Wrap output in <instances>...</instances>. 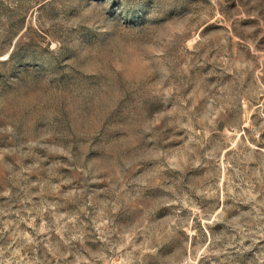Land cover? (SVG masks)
<instances>
[{
    "label": "rangeland",
    "instance_id": "obj_1",
    "mask_svg": "<svg viewBox=\"0 0 264 264\" xmlns=\"http://www.w3.org/2000/svg\"><path fill=\"white\" fill-rule=\"evenodd\" d=\"M0 264H264V0H0Z\"/></svg>",
    "mask_w": 264,
    "mask_h": 264
}]
</instances>
